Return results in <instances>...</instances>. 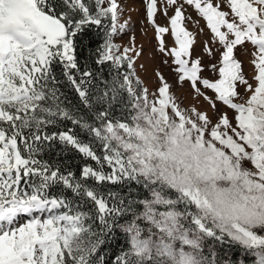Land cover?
Listing matches in <instances>:
<instances>
[{"label":"snow or ice","instance_id":"obj_1","mask_svg":"<svg viewBox=\"0 0 264 264\" xmlns=\"http://www.w3.org/2000/svg\"><path fill=\"white\" fill-rule=\"evenodd\" d=\"M143 4L153 89L120 0H0V264H264V0Z\"/></svg>","mask_w":264,"mask_h":264},{"label":"rangeland","instance_id":"obj_2","mask_svg":"<svg viewBox=\"0 0 264 264\" xmlns=\"http://www.w3.org/2000/svg\"><path fill=\"white\" fill-rule=\"evenodd\" d=\"M124 12L121 16V21L127 20L129 23V28L119 36L115 38V42L121 46H129L134 43V46L138 50H142V55L136 59L135 71L142 81L150 88L153 89L156 86V78L154 73L159 70L171 83L173 81V74L169 70L168 65L163 63L166 59L157 50V42L154 37V31L151 25H148L145 20V7L143 0H120ZM158 4L162 6L163 0H158ZM169 15L172 11L169 10ZM187 16H191L192 21H186L185 26L192 31L194 34L198 33V28L194 26V21L198 19L195 12L192 9H188L186 12ZM156 23L161 26H167V18L163 15L162 11L156 16ZM200 28H204V22L200 20ZM134 38V40H133ZM166 44L171 47L174 46V40L170 34H165L164 36ZM208 39L207 29L203 33H198L196 36V45L193 55H200L202 57V62L204 65L214 63L206 54L203 53L202 44L203 41ZM242 58V57H241ZM143 65V67H141ZM245 71H248V67L245 64ZM203 75L212 77L210 70L206 69ZM177 92L185 104L190 105L193 103L191 100L190 91L185 86L184 89H174ZM211 95V93H209ZM206 107V105H205ZM240 264V261H238Z\"/></svg>","mask_w":264,"mask_h":264},{"label":"trees","instance_id":"obj_3","mask_svg":"<svg viewBox=\"0 0 264 264\" xmlns=\"http://www.w3.org/2000/svg\"><path fill=\"white\" fill-rule=\"evenodd\" d=\"M85 39L88 41V43L91 46H95V42H96V38L93 34L90 33L89 37H85ZM232 260H234L236 262V264H238V261H245L246 264H250V261H248V259L246 257H244L243 253L240 252L238 249L233 250V253L231 254L230 257Z\"/></svg>","mask_w":264,"mask_h":264}]
</instances>
